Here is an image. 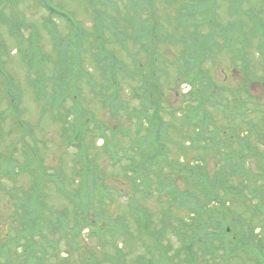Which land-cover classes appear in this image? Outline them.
<instances>
[{"label":"rangeland","instance_id":"1","mask_svg":"<svg viewBox=\"0 0 264 264\" xmlns=\"http://www.w3.org/2000/svg\"><path fill=\"white\" fill-rule=\"evenodd\" d=\"M187 1L155 0L148 8L142 0H0V171L9 162L17 168L0 183V264H29L19 247L29 236L41 251L37 264H125L113 255L119 229L126 263L146 264L140 245L126 246L144 224L173 264H264V55L256 53L260 36L248 30L264 28V0H236L239 11L235 0L213 7L194 0L221 26L239 18L254 55L248 82L231 73L237 63L223 51L208 53L206 26L181 19ZM109 16L124 23L126 45ZM73 29H80L78 48ZM98 40L124 71L113 75L96 61ZM138 58L147 66L140 72ZM66 64L75 76L68 69L57 104L51 82L61 81L55 70ZM149 75L155 84L145 81ZM148 115L159 125L152 160ZM78 132L80 146H70ZM87 202L104 209L94 216L101 228L62 231L81 220ZM213 213L231 241L251 250L227 257L219 249L226 239L198 240L195 227ZM30 221L38 230L22 236Z\"/></svg>","mask_w":264,"mask_h":264},{"label":"trees","instance_id":"2","mask_svg":"<svg viewBox=\"0 0 264 264\" xmlns=\"http://www.w3.org/2000/svg\"><path fill=\"white\" fill-rule=\"evenodd\" d=\"M143 1L145 2L144 5L147 6L148 8L153 7V4L155 3V0H143ZM208 2H209L211 7H213L214 5L218 4L217 3L218 0H209ZM231 5H232V9L234 11H239L237 9V7L239 6V3L236 6V0H235V2L231 1ZM185 6H186V10L180 9L181 10L180 16H182L181 19L184 18L185 22L187 21V19H192L194 22L201 23V24H203L204 26L207 27L208 32H207L206 41H207L208 44L205 43V45H208V53H212L213 54V52L215 50L223 51L225 54H227V56L231 60H233V62L237 63V66H236L235 70L233 72H231V73L234 76H236L237 73L238 74L239 73L243 74L244 81L248 82V80H249L248 69H251V62H252L251 58H253L254 55L250 56L252 54L251 51L250 52L247 51V44H248L249 41H248V39L246 37L242 36V32H240L239 29H238V25L240 24V21H238L239 18L236 19L235 21H233L232 23L226 25V26H221L217 22V17H216V13L215 12H210V14L208 16L203 14L202 13V8L197 3H195L194 0L193 1H187L185 3ZM252 17H251L250 14H248V18L252 19ZM109 19L117 24V26H116L117 28L116 29L118 30V32H116L114 29L113 30L116 32V37L119 38V41L121 43H123L124 41L122 40V37L124 36V34L121 31H123L124 28H125L124 23H123V25L120 24L119 20L116 17H110L109 16ZM257 19H258V17L256 16V20ZM176 20H177V18H176ZM260 22H261V20H260ZM176 23H177V21H176ZM118 25H120V26H118ZM126 28H127L126 30H127L129 35L131 34V36H133L134 34H136V30L129 32V28L128 27H126ZM248 28H249L248 29L249 31H252V33H256V34H258L260 36V38H258V39L261 42H259V45H258L259 50L256 53L258 55L263 56L264 54L261 51V49H264V28L259 27V28L256 29L255 27L253 28V26L252 27L250 26ZM177 30H178V25L176 24L175 31H177ZM75 35L77 36V35H80V34L75 32ZM128 37H130V36H128ZM172 39L173 40L175 39V37L173 35H172ZM127 41H128V39H127ZM127 41L124 42L125 45H126ZM174 41H176V39ZM97 43H98L97 44V46H98L97 50L99 51V53L97 54L98 57L95 58L96 61L98 63H100L101 65L106 66L107 67L106 69H109L110 71H112L113 75L115 74V72L124 71L125 67L118 66V62H117L116 58L109 52V50H107V48H106V56L103 55V53L101 52V47H100L99 40L97 41ZM144 67H143V64H142L141 60L138 58L137 71L140 72L143 69L147 68V66H144ZM68 69L72 73V75L75 76V73L71 71V68L68 66V64L61 65L55 70V71H57L59 73H62V74L55 73L56 74V78L59 79V78L62 77L60 79L61 81H59L58 83L55 82V85L51 82V84L53 85V88H54L53 92H52V95H55V100H56L57 104H60L61 103L60 101H62L63 98L66 95V91H61V89L63 87H65V88L68 87L67 84L64 83V81H63V79L66 78L67 75H69ZM110 71H108V74H111ZM138 74H141V73H138ZM132 75L133 76H137L135 74H132ZM203 76H205V75L201 74L200 76H198L199 77V86L203 82H207L205 80L206 78L203 79ZM53 77H55V75H53ZM114 78H115V76H114ZM147 80H149L151 83L153 82L155 84V80H153V78L150 79V75L146 77L145 81H147ZM32 83H33V86L35 88L39 87L36 83H34V82H32ZM202 86L203 85H201V87ZM150 87H149L150 88V94L154 95V93H156V91H155L156 89H154L152 86H150ZM193 90H195V89H193ZM203 91H204V88H201V90H199V93H201ZM195 93L196 92H193L192 94H195ZM199 93H196V94H199ZM73 94H74L73 95V99L74 100L77 99V93L74 91ZM154 103H155L154 100H152V99L150 100L149 99V102H146L145 107L146 108L149 107V108H151V110H153V108H152L153 106L152 105ZM78 105H79V102H78ZM78 105L75 106V107H72V109H70V110L67 109L66 112L69 111L71 113H74V111H78L79 110L78 109L79 108ZM145 111L148 112L147 110H145ZM73 117H74V115L69 118L68 114L66 116V118L67 119L69 118L71 121H72ZM148 117H150V115H148ZM154 117H155V115H152V117H150L151 119L148 121V125H149L148 129H149V131H148V136L145 137L146 140L147 139L148 140H153V142L157 145V148H156L157 150L156 149L153 150V152L156 151V153H155V155L151 156L150 160L155 159L156 155H158V152H159V149H158L159 146H158L157 140H156V138H157L156 130L159 127V125H158V122H156L154 120L155 119ZM81 140H82V136L78 132L77 134L74 135V138L71 140L72 143L69 142L70 146H74V144H75L74 142L75 141L77 143H79V146H80V144L82 142ZM142 149H143V147L139 148L140 151ZM24 159H26V156H25ZM25 162H27V161H24V164L22 166L26 165ZM263 164H264V157H263ZM6 165L8 166V168H5L2 172H0V183L6 182L5 178L7 177V175L13 173V171L17 169L13 165H11V162H9ZM4 176H6V177H4ZM137 178H139V177H137ZM53 181L54 182H58V181H55V180H53ZM146 185L147 184L144 183V186H146ZM81 187H82V191H81V193H82L83 189H84L83 184H81ZM89 193H91V192L87 191V193L85 195L82 193L83 194L82 197H85L87 199V201H89L88 200ZM86 206H87V209H84V210L79 208L80 209L79 212H81V214H78V215H81V220L79 222L77 220L76 221V225H74L73 227H68V226H66L67 224L64 223L65 225H62L61 230L62 231H69L72 236L73 235L76 236V235L80 234L84 230L93 229V227L96 228V229H100L101 228V224H99V222L97 220H94V218H95L94 216L100 215V213L104 209L99 211L98 208H96L95 206L92 205V207H91V205L88 204V202H87ZM18 208L22 212V210H21L22 208L20 206ZM258 209L261 210L262 216H264V208H263V206L259 205ZM87 210H89L88 212H90V214H91L90 216L93 218L92 220L91 219H85L86 215H83V214ZM206 211L202 210L200 213H205ZM87 215H88V213H87ZM210 216H211V218H210V220L207 223H205V224L203 223L202 224L203 221H199V223L195 227V233L198 234V240H200L202 242H205L206 240H208V238H210L212 236H216V237H220V238L226 239V241H224L222 247H220L219 249H221L223 254L225 256H227V257L236 256L239 253L244 252V249L250 247L249 244H247V243L244 244L242 242L237 241L235 239V237H234V241L233 240L231 241L232 232L231 231L228 232L226 230L227 224L225 223V221H223V219L219 220V218H217V214H215V213L211 214ZM212 221L214 223H212ZM30 223H31V221L29 222V224H27L26 227H24L25 229L21 233L22 236L26 235L24 233H27L28 235L30 233V235H31L32 232H35V231L38 230V227H35V224H30ZM201 224H202V226H200ZM148 231L149 230H148L147 225L144 224L143 228H142V231H141V236L138 239H136V242H130L126 246L128 247L129 245H132V246L136 247V246L140 245L142 250L145 253L144 256L148 257L147 259H145L146 264H173L172 262H170L171 260L162 259L161 258V257L165 256V252H166L161 247V242H159L161 237L159 238L158 236H154L153 234H151ZM119 232H121V233H119V235L116 237L117 240L115 241V244H114V249L116 250V252L113 255L120 256L124 260L125 264H127L126 260H125V257L123 255V247L125 246V241L126 240H124V237H123L124 236L123 230L119 229ZM155 233L158 234L159 232H155ZM25 239L26 238H24V240ZM0 244H2L1 240H0ZM24 244H21L19 246L20 249H21V254H23V257H24L23 261L29 262V264H32V263L37 264L38 263L37 258H41L40 257L41 256V251L38 248L39 246H35V244L31 243L30 236H29V242L27 244V245H29V248H26L27 245L23 246ZM119 246H121V247L118 249ZM185 248H186V251H185V253H186L187 251L190 250V245H187ZM0 249H1V247H0ZM249 249L251 250V247ZM19 254H20V252H19ZM156 255H158L160 257V262H158L157 260L154 259V257ZM118 260H119V258L115 259V261H118ZM258 261L261 262V258L258 259ZM64 262L68 263V259H65ZM117 264H123V263L122 262H118Z\"/></svg>","mask_w":264,"mask_h":264}]
</instances>
